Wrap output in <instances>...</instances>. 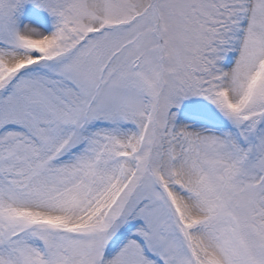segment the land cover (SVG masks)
I'll return each mask as SVG.
<instances>
[{"label":"snow or ice","instance_id":"6c2138e0","mask_svg":"<svg viewBox=\"0 0 264 264\" xmlns=\"http://www.w3.org/2000/svg\"><path fill=\"white\" fill-rule=\"evenodd\" d=\"M0 264H264V0H0Z\"/></svg>","mask_w":264,"mask_h":264}]
</instances>
